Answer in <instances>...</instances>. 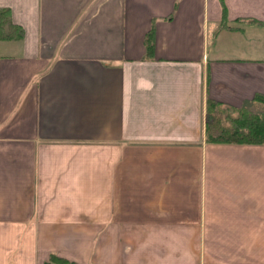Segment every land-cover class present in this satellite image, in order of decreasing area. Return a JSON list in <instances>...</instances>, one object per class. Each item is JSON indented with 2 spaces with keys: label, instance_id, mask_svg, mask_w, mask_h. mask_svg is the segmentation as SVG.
<instances>
[{
  "label": "crops",
  "instance_id": "crops-1",
  "mask_svg": "<svg viewBox=\"0 0 264 264\" xmlns=\"http://www.w3.org/2000/svg\"><path fill=\"white\" fill-rule=\"evenodd\" d=\"M1 8L0 264H264V144L204 134L264 94V0Z\"/></svg>",
  "mask_w": 264,
  "mask_h": 264
},
{
  "label": "trees",
  "instance_id": "trees-1",
  "mask_svg": "<svg viewBox=\"0 0 264 264\" xmlns=\"http://www.w3.org/2000/svg\"><path fill=\"white\" fill-rule=\"evenodd\" d=\"M21 26L15 24L8 8L0 9V40L20 39ZM145 57H152V32L145 39ZM253 100L261 105L259 112H250L248 107H234L208 98L205 111V141L208 143L264 144V94H256ZM45 264H78L50 254Z\"/></svg>",
  "mask_w": 264,
  "mask_h": 264
},
{
  "label": "rangeland",
  "instance_id": "rangeland-1",
  "mask_svg": "<svg viewBox=\"0 0 264 264\" xmlns=\"http://www.w3.org/2000/svg\"><path fill=\"white\" fill-rule=\"evenodd\" d=\"M261 105L258 103L252 104V105H248V110L250 112H259L261 110Z\"/></svg>",
  "mask_w": 264,
  "mask_h": 264
}]
</instances>
